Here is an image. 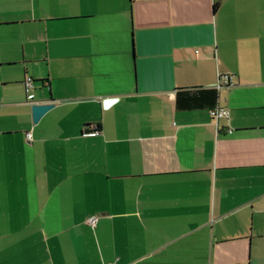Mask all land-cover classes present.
Segmentation results:
<instances>
[{
	"label": "crops",
	"instance_id": "0c3cea01",
	"mask_svg": "<svg viewBox=\"0 0 264 264\" xmlns=\"http://www.w3.org/2000/svg\"><path fill=\"white\" fill-rule=\"evenodd\" d=\"M0 264H264V0H0Z\"/></svg>",
	"mask_w": 264,
	"mask_h": 264
},
{
	"label": "trees",
	"instance_id": "16d2710c",
	"mask_svg": "<svg viewBox=\"0 0 264 264\" xmlns=\"http://www.w3.org/2000/svg\"><path fill=\"white\" fill-rule=\"evenodd\" d=\"M218 90L216 88L179 89L175 96V106L178 110H190L201 107L209 109L217 106Z\"/></svg>",
	"mask_w": 264,
	"mask_h": 264
},
{
	"label": "built area",
	"instance_id": "2783aa9c",
	"mask_svg": "<svg viewBox=\"0 0 264 264\" xmlns=\"http://www.w3.org/2000/svg\"><path fill=\"white\" fill-rule=\"evenodd\" d=\"M231 82V78L229 76H223L221 77L220 81L218 82V84L216 85V89L219 90L221 87H223L224 85H228ZM24 87H25V92L29 93L31 87H32V78L30 77H26L24 80ZM209 114L211 116L212 119L214 120H218L220 118H225L228 117L229 115V110L225 107H219L218 105L209 109ZM26 139H30V133L27 132L25 134ZM90 224H94L95 222V218H90L89 219Z\"/></svg>",
	"mask_w": 264,
	"mask_h": 264
},
{
	"label": "water",
	"instance_id": "95a60500",
	"mask_svg": "<svg viewBox=\"0 0 264 264\" xmlns=\"http://www.w3.org/2000/svg\"><path fill=\"white\" fill-rule=\"evenodd\" d=\"M117 101V98L115 97H106L103 99V106L104 108H107L111 104ZM52 102H46V103H34L31 105L32 110V121L34 123H37L38 120L42 117V115L47 112L49 109L53 107Z\"/></svg>",
	"mask_w": 264,
	"mask_h": 264
}]
</instances>
